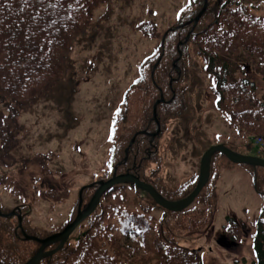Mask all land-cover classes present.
Here are the masks:
<instances>
[{
  "label": "trees",
  "instance_id": "trees-1",
  "mask_svg": "<svg viewBox=\"0 0 264 264\" xmlns=\"http://www.w3.org/2000/svg\"><path fill=\"white\" fill-rule=\"evenodd\" d=\"M108 1L0 0L1 165L13 168L22 164L28 168L39 163L46 167L54 159L53 154H37L19 158L21 163L17 160L13 152L20 149L25 132L18 119L48 97L66 76L69 54L88 35L97 8ZM198 2L197 12L180 19L170 29L164 44L159 47V58L150 62L147 84L154 93L150 96L155 99L137 129L119 131L114 151L117 159L111 163V171L116 162L124 158L134 166L133 157L138 156L137 165L140 164V159L145 156V146L153 141L154 147L149 144L153 150L152 158L144 159L142 164L147 174L149 170L154 172L152 166L157 163L159 143L166 133L165 124L175 116L171 115L175 113L171 108L179 100L177 88L183 74L181 63L194 59L204 66L216 112L235 130L239 144L228 147L242 155H250L246 151L252 149L253 156L264 159V101L255 82L246 77L234 78L235 69L231 63L247 54L259 60L264 70V16L255 15L250 7L235 0H209L207 11L194 27L193 20L204 6V0ZM140 29L147 37H163L153 22L141 24ZM161 96L163 102L157 105L155 118L153 107ZM139 128H145L146 132L136 134ZM156 131L160 136L152 135L151 132ZM221 157H224L221 153L213 156L211 178L205 186L209 190H202L188 209L167 211L156 205L148 193L130 186L140 204L138 212H134L130 210L131 198L127 190L117 187L104 194L102 199L109 196L106 202L99 204L64 247L40 264H207L206 253L187 244L205 237L213 226L217 196L212 175ZM243 166L251 172L254 188L263 199V207L252 229L256 256L252 264H264V168ZM20 171L24 172V169ZM194 186L195 182H190L175 190L174 195L177 199L186 197ZM13 192L25 202L29 197L25 190L14 188ZM92 193L93 189L86 190L84 198L90 200ZM52 197L59 205L69 198L57 191ZM31 208L28 205L21 207L22 228L15 217L0 220V264H26L38 252L41 245L25 241L22 233L23 229L27 235L43 239L29 234L24 228L25 221H30L27 217ZM76 212L77 207L71 221ZM247 229L245 223L229 217L222 235L238 244ZM56 247L53 245L48 249Z\"/></svg>",
  "mask_w": 264,
  "mask_h": 264
},
{
  "label": "rangeland",
  "instance_id": "rangeland-1",
  "mask_svg": "<svg viewBox=\"0 0 264 264\" xmlns=\"http://www.w3.org/2000/svg\"><path fill=\"white\" fill-rule=\"evenodd\" d=\"M198 1L109 0L97 8L88 35L68 56L66 76L48 97L18 119L25 132L20 149L13 152L17 160L21 163L19 158L37 154H53L54 159L46 167L39 163L28 168L0 164V209L10 213L18 205L32 207L27 217L30 221L24 224L29 234L43 238L67 225L80 190L105 178L108 164L116 161L119 131L137 129L150 109L155 97L150 96L154 93L147 84L149 67L159 58L163 37L145 36L140 25L153 22L164 36L180 19L197 12ZM235 1L264 16V0ZM231 63L234 78L255 82L264 101L262 63L247 54ZM181 67L179 100L171 108L175 116L165 124L157 163L152 166L156 173L148 171L150 179L163 182L171 191L196 182L202 157L211 147L239 144L230 122L216 112L202 62L185 60ZM246 153L255 155L252 149ZM217 164L212 175L217 196L213 226L205 237L187 245L204 251L207 264H252L256 261L252 229L263 199L247 167L230 164L224 157ZM14 188L27 191L26 202L15 195ZM126 190L130 210L138 212L137 195ZM55 191L69 198L56 204L52 200ZM155 211L161 212L159 208ZM229 217L248 227L238 244L222 235Z\"/></svg>",
  "mask_w": 264,
  "mask_h": 264
},
{
  "label": "water",
  "instance_id": "water-1",
  "mask_svg": "<svg viewBox=\"0 0 264 264\" xmlns=\"http://www.w3.org/2000/svg\"><path fill=\"white\" fill-rule=\"evenodd\" d=\"M208 8V0H204V6L201 12L197 15V17L193 20L194 21V27L198 24L201 17L204 15V13L207 11ZM191 21V22H193ZM190 22V23H191ZM167 35V34H166ZM166 35L163 38V43L166 38ZM160 102H158L154 106V117L156 118L157 115V105ZM216 153L223 154L230 162L234 164H246L250 166H259L264 168V159L254 157V156H247V155H241L238 154L231 149L225 147V146H214L211 147L209 150H207L202 157L201 160V166H200V175L199 180L196 188L194 191L186 198L171 202L163 198L152 186L141 182L138 178L132 176V175H123L116 177L114 176L111 180L104 182H99V188L93 195L90 203L82 210V204H83V198L82 193L85 190L83 188L80 192V201H79V209H78V215L76 219L67 225L61 232L56 233L52 236H49L45 239H39L34 236H29L25 233V231L22 229V233L24 236L25 241H34L39 243L41 246L36 253L34 257H32L26 264H40L42 260L53 256L55 253H57L59 250H61L65 243L69 240L72 233L76 230V228L87 218L89 217L97 208V206L100 203L102 195L112 187L120 184H134L137 188L147 192L150 194V196L154 199V201L161 206L162 208L172 211V212H180L188 208L197 198V196L200 194L201 190L204 188V186L208 183L210 175H211V163L212 158ZM94 184H91L88 187H93ZM15 214V212H12L11 214H3L0 211V218H10ZM19 217V216H18ZM19 227L22 228V220L19 217ZM58 244V246L51 251H47V248Z\"/></svg>",
  "mask_w": 264,
  "mask_h": 264
},
{
  "label": "flooded vegetation",
  "instance_id": "flooded-vegetation-1",
  "mask_svg": "<svg viewBox=\"0 0 264 264\" xmlns=\"http://www.w3.org/2000/svg\"><path fill=\"white\" fill-rule=\"evenodd\" d=\"M153 121H155L154 118H153ZM144 129H142V130L140 129L136 134L146 132V131H144ZM157 129L159 130V128H157ZM151 133H152V135L155 134L157 137L160 136V132H158V131H156L154 133L151 132ZM146 137H149V136H146ZM149 144L151 147L155 146V145H153V141H149V143L145 146V149H144L145 156H144V158L142 157L140 159V162H141L140 164L137 165L138 156L133 157L134 158L133 161H135L134 166H131L128 158L127 159L124 158L123 160H118V162H116V164L114 165L113 170L109 173L108 179H111L114 176L118 177V176H123V175H133L135 177H138L141 181H143L149 185L154 186L159 191V193L162 194V196H164L167 200H172V201L176 200L177 198H176V195H174V191H171L166 186L164 187V186H162V184H158L153 179H150L149 175L146 172V167L143 166V164H142L144 162V159H151L152 158L151 153L153 152V150L150 149ZM129 155H130V153H129ZM120 187L126 188V185H120Z\"/></svg>",
  "mask_w": 264,
  "mask_h": 264
},
{
  "label": "bare ground",
  "instance_id": "bare-ground-1",
  "mask_svg": "<svg viewBox=\"0 0 264 264\" xmlns=\"http://www.w3.org/2000/svg\"><path fill=\"white\" fill-rule=\"evenodd\" d=\"M255 157V156H254ZM91 200H85L84 205L87 206L90 203Z\"/></svg>",
  "mask_w": 264,
  "mask_h": 264
}]
</instances>
